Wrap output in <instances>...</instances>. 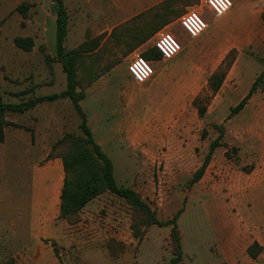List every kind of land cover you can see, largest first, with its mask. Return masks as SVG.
<instances>
[{
  "label": "rangeland",
  "instance_id": "obj_1",
  "mask_svg": "<svg viewBox=\"0 0 264 264\" xmlns=\"http://www.w3.org/2000/svg\"><path fill=\"white\" fill-rule=\"evenodd\" d=\"M190 1L193 0H170L166 4L170 7L168 13L159 6L153 9L160 13H157L158 18L152 11L123 23L108 35L105 32L107 20L91 22V0H65L69 32L64 46L67 52L84 44L87 46V52L80 55L78 70L86 94L81 105L89 115L104 117L95 137L99 142L108 140L103 150L112 158L118 186L139 194L159 223H167L178 215L185 264H221L217 255L213 258L208 255L217 251L218 241L227 226L234 220L245 226L257 219L258 190L264 187V156L257 155L250 139L256 128L264 126L233 129L226 120L222 125L211 123L198 142H125V134L122 137L119 133H104L106 126L116 127L117 122H153L154 118L131 116L124 111L125 100H120L126 85L137 98L152 93L151 84L140 86L130 77L131 54L135 50L143 52L144 56L152 53L155 35L160 30H179L178 18L189 10H198V5ZM22 5L29 6L25 15L18 10ZM107 6L101 3L97 7L104 11ZM168 17L171 20L162 25ZM147 34L154 35L139 44ZM17 37L32 38L33 50L24 52L17 48L14 44ZM116 61L120 64L110 75L104 76L108 77V89L90 92L93 76ZM66 88L67 77L57 57L56 10L52 0H0V94L4 103L17 105L37 97L61 94ZM211 95V91L205 90L200 104ZM51 107L40 106L22 115L6 114L9 142L0 145V264H23L21 254L27 246L26 223L16 218L30 208L32 170L17 156L11 157V146L15 144L10 143L12 133L21 128L44 132L52 125L55 138L61 139L69 133L82 136L80 118L70 99L64 98ZM216 118L224 119V111H213L211 122ZM227 129L230 141L244 143L227 147L221 142L210 167L198 182L190 185L203 167L211 143L221 134L225 135ZM256 134L262 136L264 130ZM21 145L19 143V147ZM259 209L262 213L264 208ZM56 224L62 231V240L45 242L63 252L72 264H172L174 258L172 227L148 222L138 216L126 200L110 192L102 193L89 203L74 223L58 218ZM254 239L249 234L243 249ZM244 258L248 264H255L250 257L245 255Z\"/></svg>",
  "mask_w": 264,
  "mask_h": 264
},
{
  "label": "crops",
  "instance_id": "obj_2",
  "mask_svg": "<svg viewBox=\"0 0 264 264\" xmlns=\"http://www.w3.org/2000/svg\"><path fill=\"white\" fill-rule=\"evenodd\" d=\"M169 1L95 0L93 2L91 0V22L101 18L107 20L105 32L111 35L112 30L133 18L147 15L152 11L155 15L156 11L153 9ZM203 1L193 0L190 3L198 5L200 14L208 24L207 31L197 39L187 36L181 28L170 31L179 40L181 52L170 61L161 58L150 61L154 75L147 83L140 86L146 87L151 84V95L137 98L132 88L126 85V91L120 97V100L122 98L125 100L124 111L137 118H154L153 122L122 124L117 122L116 127L106 126L105 134L119 133L122 137L125 134L127 137L123 140L125 142H198L202 140L203 133L211 123L222 125L226 120L225 123L232 124L233 129L240 126H264V78L258 89L251 93L259 78L264 75V0H232L233 8L222 18L216 17L209 9L202 7ZM101 3L108 4L106 10L99 9V7L103 8L102 6L97 7ZM65 6L67 8L66 3ZM67 11L69 16L68 8ZM135 52L141 53L144 57L143 52L135 50L131 54V59ZM220 68H227V72L218 90L214 92L210 83ZM104 76L93 84L90 92L93 91L94 94L96 91L103 92L108 89L110 85L108 77ZM205 90L211 91L212 95L201 104L205 109L204 114H201L195 101L198 98L203 100ZM62 100L64 99L39 104L26 113L34 112L40 106L53 107V104ZM242 103H245L244 107L233 113ZM216 110L224 111L225 118L221 120L216 118L211 122L213 111ZM85 113L94 139L103 150L108 140L99 142L95 135L104 123V117ZM60 117L64 131L65 116L62 114ZM180 130L184 133H180ZM263 130L264 128H256L253 131V139H250L252 148L257 150L259 156H264V135L259 136L256 133L258 131L263 133ZM55 132L52 125H49L44 132H38L35 128H21L12 133L10 141L11 144L15 142L11 146V157L17 156L20 162L29 165L32 170L30 208L16 218L26 223L27 246L21 254L23 264H72L63 252L55 250L50 243L45 242L47 240L59 242L63 238L56 222L60 216V198L65 171L63 160L58 156L51 157L53 146L60 139L54 137ZM229 132L227 129L225 135L221 134L213 140L212 143L218 141V146L212 156L221 147L220 143L223 141L227 147L244 143L230 141ZM8 142L6 127L5 141L0 145ZM19 143L22 144L21 147ZM211 160L212 157L207 167ZM261 188L258 190L260 199L257 204V219L245 226L234 220L227 226L223 238L218 241L217 251L209 254L208 257L213 258L217 255L221 264L240 262L248 264L249 261L244 258L246 255L255 264H264V209L262 213L259 209L264 208V187ZM249 234L255 239L243 249L246 243L244 240Z\"/></svg>",
  "mask_w": 264,
  "mask_h": 264
},
{
  "label": "trees",
  "instance_id": "obj_3",
  "mask_svg": "<svg viewBox=\"0 0 264 264\" xmlns=\"http://www.w3.org/2000/svg\"><path fill=\"white\" fill-rule=\"evenodd\" d=\"M52 2L54 3L56 10L57 57L62 64L67 77V88L61 94L37 97L28 102H23L17 105L4 103L3 97L0 94V143L5 141V128L9 126V123L6 121L7 113L24 114L34 109L37 105L45 102H55L64 98L70 99L75 112L80 118L79 129L82 132V136H76L70 133L65 134L53 146V154L51 157H60L63 160L65 171V181L60 198L59 218L69 224L74 223L89 203L102 193L110 192L126 200L133 207L137 215L144 217L148 222L158 224L159 226L172 227L171 236L174 244V258L172 264H185L183 261V247L177 224L178 215L167 223H159L155 219L151 209L142 200L139 194L132 189L118 186L114 176V164L112 160L95 141L93 133L88 126L87 115L81 106V102L85 99L86 94L83 92L84 85L79 80L78 71L81 59L80 55L87 52V46L84 44L70 52L65 50L64 44L68 34L69 23L68 11L64 0H52ZM166 4H168V2H165L160 6L161 8L163 7L164 13H168L170 9ZM28 9V5H22L18 10L23 11L22 14L25 15ZM143 16H146V14L139 17ZM159 16L160 15L157 13L154 15L156 18ZM168 21L169 17L167 19L165 18L162 25H165ZM153 35L154 34L145 35L142 40L139 41V44L147 42ZM14 44L24 52H31L35 46L34 40L28 37H17L14 39ZM144 58L151 61L161 58V56L156 50H154L152 53L145 55ZM119 64L120 61H116L111 66L103 68L99 74L93 76L90 80L89 86L92 85V83L94 84L98 79L109 73ZM226 72L227 68H220L216 75L211 79L210 87L214 92L218 90ZM263 78L264 75L259 78L251 93L258 89ZM200 101L201 99L198 98L195 101V104L199 106L200 113L204 114L205 109L201 106ZM244 104L245 103H242L235 111H233V113L241 110L244 107ZM217 146L218 141L212 143L210 153L205 160L204 166L195 174L190 185L195 184L201 179Z\"/></svg>",
  "mask_w": 264,
  "mask_h": 264
},
{
  "label": "built area",
  "instance_id": "obj_4",
  "mask_svg": "<svg viewBox=\"0 0 264 264\" xmlns=\"http://www.w3.org/2000/svg\"><path fill=\"white\" fill-rule=\"evenodd\" d=\"M202 7L209 9L216 17L226 16L233 8L232 0H204ZM180 28L192 39L199 38L208 29V24L200 14V9L189 10L179 19ZM153 48L161 59L170 61L181 52L179 40L170 31L161 30L156 34ZM128 73L138 85L147 83L154 75L151 63L139 52H135L128 65Z\"/></svg>",
  "mask_w": 264,
  "mask_h": 264
}]
</instances>
